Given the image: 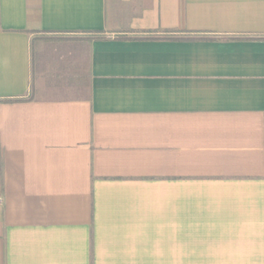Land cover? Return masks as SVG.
Instances as JSON below:
<instances>
[{"label":"crops","instance_id":"obj_1","mask_svg":"<svg viewBox=\"0 0 264 264\" xmlns=\"http://www.w3.org/2000/svg\"><path fill=\"white\" fill-rule=\"evenodd\" d=\"M0 264H264V0H0Z\"/></svg>","mask_w":264,"mask_h":264},{"label":"trees","instance_id":"obj_2","mask_svg":"<svg viewBox=\"0 0 264 264\" xmlns=\"http://www.w3.org/2000/svg\"><path fill=\"white\" fill-rule=\"evenodd\" d=\"M14 99H8V101H13Z\"/></svg>","mask_w":264,"mask_h":264}]
</instances>
